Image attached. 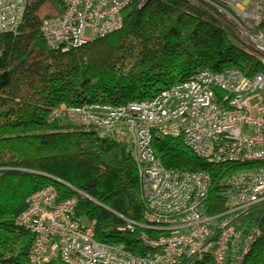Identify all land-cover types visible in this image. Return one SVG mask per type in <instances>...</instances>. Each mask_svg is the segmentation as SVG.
<instances>
[{"label": "trees", "instance_id": "1", "mask_svg": "<svg viewBox=\"0 0 264 264\" xmlns=\"http://www.w3.org/2000/svg\"><path fill=\"white\" fill-rule=\"evenodd\" d=\"M259 3L260 20L249 27L227 0H131L119 30L62 51L48 47L41 25L64 13L63 1L27 0L18 32L0 34V264H31L34 238L19 217L49 186L61 200L77 199L76 216L93 225L96 241L147 252L139 237L151 231L142 227L146 203L131 145L99 137L64 111L151 101L203 70L263 73L264 52L247 39L264 36ZM153 145L165 167L210 175L211 215L225 206L222 177L249 167L206 163L181 137ZM258 211L261 236L242 264H264V205L251 213Z\"/></svg>", "mask_w": 264, "mask_h": 264}, {"label": "built area", "instance_id": "2", "mask_svg": "<svg viewBox=\"0 0 264 264\" xmlns=\"http://www.w3.org/2000/svg\"><path fill=\"white\" fill-rule=\"evenodd\" d=\"M62 1L64 13L45 19L41 33L50 49L68 51L119 30L131 0ZM232 6L249 27L259 22V0H251L245 11ZM26 9L27 0H0V34L17 33ZM247 39L264 52L262 34L248 33ZM64 112L101 138L131 145L146 203L142 227L151 231L139 237L147 252L136 255L96 241L93 225L76 216L77 199L61 200L49 186L30 197L19 217L34 238L31 264H242L261 236L251 212L264 205V73L249 78L237 69L203 70L151 101ZM155 135L181 137L206 163L249 165L222 177L221 212L207 211L210 175L165 167L154 149ZM231 252L236 257L227 263Z\"/></svg>", "mask_w": 264, "mask_h": 264}, {"label": "rangeland", "instance_id": "3", "mask_svg": "<svg viewBox=\"0 0 264 264\" xmlns=\"http://www.w3.org/2000/svg\"><path fill=\"white\" fill-rule=\"evenodd\" d=\"M227 1H229V2H231L230 4H232V5H235L236 4V8L238 7V5L240 6L241 4V1H234V0H227ZM243 1V0H242ZM87 34H89V30L87 31ZM263 73H264V71H263ZM163 137H165V136H160V135H155L154 136V138H153V140H152V142H154L156 139H160V138H163ZM260 214H261V212L260 211H258V212H255V216H260ZM79 220V219H78ZM79 222L80 223H82V224H85V222L84 221H82V220H79Z\"/></svg>", "mask_w": 264, "mask_h": 264}, {"label": "water", "instance_id": "4", "mask_svg": "<svg viewBox=\"0 0 264 264\" xmlns=\"http://www.w3.org/2000/svg\"><path fill=\"white\" fill-rule=\"evenodd\" d=\"M251 3V0H243L242 2H241V5L239 6L238 5V10L239 11H245L246 10V8H247V6L249 5Z\"/></svg>", "mask_w": 264, "mask_h": 264}]
</instances>
